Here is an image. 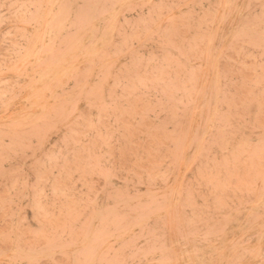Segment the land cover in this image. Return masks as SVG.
<instances>
[{"label": "rangeland", "instance_id": "374dc122", "mask_svg": "<svg viewBox=\"0 0 264 264\" xmlns=\"http://www.w3.org/2000/svg\"><path fill=\"white\" fill-rule=\"evenodd\" d=\"M0 264H264V0H0Z\"/></svg>", "mask_w": 264, "mask_h": 264}]
</instances>
